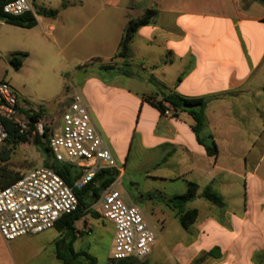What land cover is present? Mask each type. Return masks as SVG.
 <instances>
[{
    "label": "crops",
    "instance_id": "0c3cea01",
    "mask_svg": "<svg viewBox=\"0 0 264 264\" xmlns=\"http://www.w3.org/2000/svg\"><path fill=\"white\" fill-rule=\"evenodd\" d=\"M254 1L102 0L124 15L91 16L95 25L92 44L87 46L90 55L97 56L89 61L110 60L128 20L146 9L157 10L155 22L141 27L132 40L130 59L117 60L118 68L129 65L128 75L102 76L100 62H92L96 69L76 90L113 158L127 164L135 148L134 157H139L146 174L163 182L196 183L201 194L195 198L206 186L214 188L222 174L237 175L243 165L253 163V140H237L234 135L244 133L242 120L247 113L253 115V105L259 112L257 102L264 95L259 77L264 63V14L253 12ZM80 20L81 16H74V21ZM172 94L207 100L206 128L198 135L188 112L164 101ZM158 102L174 115L163 116L155 106ZM243 103L250 112L242 109ZM199 141L214 146L213 156ZM254 171L249 176H256ZM123 174L121 168L119 178ZM220 198L222 207L206 201L210 214L200 223L197 216L186 231L189 238L175 245L171 263L165 256L162 264H264V222L250 217L247 205L238 215ZM192 202L186 209L199 215ZM160 255L155 243L146 261L155 264Z\"/></svg>",
    "mask_w": 264,
    "mask_h": 264
},
{
    "label": "rangeland",
    "instance_id": "374dc122",
    "mask_svg": "<svg viewBox=\"0 0 264 264\" xmlns=\"http://www.w3.org/2000/svg\"><path fill=\"white\" fill-rule=\"evenodd\" d=\"M30 1L37 9L57 10L58 13L55 17L37 15L38 23L33 29H22L0 21V81L7 82L15 90L23 114L41 111L47 119H52L63 106L59 100L65 95L66 89L73 87L79 92L82 79L96 69L95 63L89 62L91 56H97L90 55L92 49H88L92 44L91 30L95 25V22L90 21L91 16H122L124 13L104 5L102 0ZM253 12L264 14V3L255 0ZM74 16H81V20L74 21ZM49 27L53 29L50 31ZM104 37V41L108 39L106 35ZM15 53L26 54L19 70L10 64ZM102 65L116 67L117 60L103 61L100 63ZM100 75L107 76L103 71H100ZM259 77L262 88L264 63L259 68ZM257 103L259 112L254 111L253 105V115L247 113L246 119L241 122L240 127L244 133L240 131L234 135L237 140H253L250 155L254 161L247 166L243 165L241 173L237 171V175L219 176V183L212 188V194L222 196L228 208L238 215H242L247 205L249 216L264 222V95L260 96ZM242 109L247 112L250 110L245 103ZM134 155L135 148L127 164L114 157L118 168L124 169L116 190L121 192L127 203L137 206L149 220L156 235L157 249L161 251L160 259L155 264H162L165 256L171 263L175 245L189 238V233L181 228L175 216L176 209L171 201L173 197L185 192L187 183L181 179L165 182L154 179L141 169L139 157ZM41 166L43 159L32 141L15 146L8 143L0 145V179L4 182H10ZM253 170L256 176L251 177L249 175ZM222 178L225 179L224 184L221 183ZM197 193L199 195L201 191ZM92 207H95L94 204ZM191 207L199 212L197 223L210 214L209 204L200 196L194 198ZM90 211L96 213L93 208ZM85 228L90 232L82 233ZM75 229L76 239L72 244L75 252L88 253L96 259V264L111 263L114 227L110 222L88 212L75 223ZM59 238L64 236H60L54 229L12 241H4L0 237V264H62L55 256V242ZM143 263L151 264L146 259L135 262Z\"/></svg>",
    "mask_w": 264,
    "mask_h": 264
},
{
    "label": "built area",
    "instance_id": "2783aa9c",
    "mask_svg": "<svg viewBox=\"0 0 264 264\" xmlns=\"http://www.w3.org/2000/svg\"><path fill=\"white\" fill-rule=\"evenodd\" d=\"M2 12L12 17L29 14L35 19L38 15V9L30 0H9L2 6ZM59 104L63 106L52 119L41 114L32 128L15 90L0 81V145L7 137L5 121L15 124L28 141L46 132L52 160L69 165L79 173L70 186L52 169L41 166L0 188V237L12 241L54 229L62 216L76 210V191L93 183L101 171H116L115 181L100 189L95 207L90 208L114 227L112 261L147 259L156 243V235L141 210L127 203L116 190L121 168L94 129L81 96L73 87L67 88ZM173 115L171 108L163 113L166 117ZM89 232L88 228L82 230V233Z\"/></svg>",
    "mask_w": 264,
    "mask_h": 264
},
{
    "label": "trees",
    "instance_id": "16d2710c",
    "mask_svg": "<svg viewBox=\"0 0 264 264\" xmlns=\"http://www.w3.org/2000/svg\"><path fill=\"white\" fill-rule=\"evenodd\" d=\"M9 0H0V21L7 25L22 28V29H33L37 25V21L34 17L29 14H25L18 17H12L3 14L2 6ZM264 3V0H258ZM57 10H48L44 8L38 9V16L42 17H55L57 15ZM157 16V10L155 8L146 9L144 13L137 17L128 20L126 27L123 31V35L119 41L117 53L108 61L112 60H124L127 62L130 57V44L134 39L137 31L144 26L150 25L155 22ZM264 23V18L261 20ZM26 57V54L15 53L10 59V64L15 70H19L22 66V58ZM92 62H103L99 58H95L89 61ZM128 64H124L122 68L115 66L102 65L100 67L101 71L104 73H109L111 75L121 74L128 75ZM171 108L180 109L182 111L188 112L194 121L193 130L196 135L206 128V119L204 110L207 104L205 98H185L180 95L172 94L164 98ZM158 111L163 115L165 107L161 102L155 104ZM26 112L25 116L31 122V127L41 116L42 112ZM7 137L3 143H8L9 145L15 146L18 143L27 142L28 138L25 134H20L15 124L10 121L4 122ZM36 150L41 154L43 159V167L52 169L56 174H58L66 184L72 186L75 179L78 177L79 173L76 169L69 165L58 163L52 160L51 151L47 145V133L44 132L42 136H35L32 140ZM205 149L208 156H213L215 152L214 146H207L199 141ZM213 152V153H212ZM116 171H101L95 178L94 182L87 185L81 191H76V196L78 199V205L75 211L68 215L62 216L55 224L54 230L64 238H59L55 242V256L62 264H96V259L85 252H75L72 248V244L76 239V229L75 223L80 221L88 212H91L95 216L99 217L97 213L90 211V207L96 203L99 198V191L102 187L108 186L113 183L117 177ZM19 177H16L10 182H4L0 179V188H4L15 182ZM198 185L196 183H189L187 189L184 193L173 197L171 200L173 207L176 209L175 216L184 231H188L189 228L194 224L197 219L198 213L195 209H184L185 205L194 200L197 192ZM201 197L208 203L222 207L223 202L220 197L212 194V189L210 186H206ZM67 234V235H64ZM66 237L68 241L65 242ZM110 264H115V261L110 260ZM136 261H119L116 264H135ZM145 264V263H143ZM147 264V263H146Z\"/></svg>",
    "mask_w": 264,
    "mask_h": 264
}]
</instances>
